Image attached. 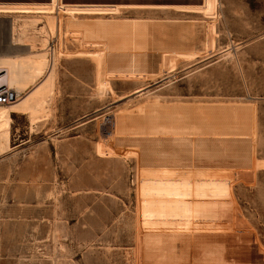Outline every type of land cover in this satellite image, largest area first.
Returning <instances> with one entry per match:
<instances>
[{"label":"rangeland","instance_id":"obj_1","mask_svg":"<svg viewBox=\"0 0 264 264\" xmlns=\"http://www.w3.org/2000/svg\"><path fill=\"white\" fill-rule=\"evenodd\" d=\"M0 52L46 58L19 99L51 71L11 113L0 264H264V0H0Z\"/></svg>","mask_w":264,"mask_h":264},{"label":"bare ground","instance_id":"obj_2","mask_svg":"<svg viewBox=\"0 0 264 264\" xmlns=\"http://www.w3.org/2000/svg\"><path fill=\"white\" fill-rule=\"evenodd\" d=\"M15 33V23L12 20L8 31L10 43H12V46H23L21 43H15ZM17 39L19 40V38ZM46 65L47 61L45 56L34 58L31 56L29 59L17 60L14 56L0 52V69L6 71L7 84L17 92L19 98L21 92L25 89V85L34 83L44 73L47 67ZM50 76L51 71L49 70L46 80L26 94L25 97L22 99L18 98L10 106H0V155L5 154L9 150L12 122L11 113L19 114L29 112L34 114L43 109L47 101L48 93L50 92Z\"/></svg>","mask_w":264,"mask_h":264},{"label":"built area","instance_id":"obj_3","mask_svg":"<svg viewBox=\"0 0 264 264\" xmlns=\"http://www.w3.org/2000/svg\"><path fill=\"white\" fill-rule=\"evenodd\" d=\"M17 92L7 84L6 71L0 69V106H10L18 100Z\"/></svg>","mask_w":264,"mask_h":264},{"label":"crops","instance_id":"obj_4","mask_svg":"<svg viewBox=\"0 0 264 264\" xmlns=\"http://www.w3.org/2000/svg\"><path fill=\"white\" fill-rule=\"evenodd\" d=\"M27 7H30V8H46V7H49L51 6V2L50 3H47V4H25ZM58 14L56 11L55 12H28V13H22V14H48V15H51V14Z\"/></svg>","mask_w":264,"mask_h":264}]
</instances>
